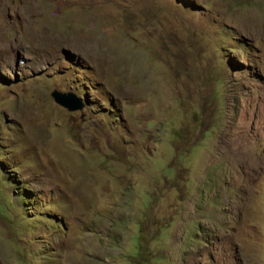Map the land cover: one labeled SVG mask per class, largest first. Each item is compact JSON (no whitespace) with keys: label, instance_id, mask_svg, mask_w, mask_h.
I'll return each mask as SVG.
<instances>
[{"label":"rangeland","instance_id":"374dc122","mask_svg":"<svg viewBox=\"0 0 264 264\" xmlns=\"http://www.w3.org/2000/svg\"><path fill=\"white\" fill-rule=\"evenodd\" d=\"M0 11V264H264V0Z\"/></svg>","mask_w":264,"mask_h":264},{"label":"water","instance_id":"95a60500","mask_svg":"<svg viewBox=\"0 0 264 264\" xmlns=\"http://www.w3.org/2000/svg\"><path fill=\"white\" fill-rule=\"evenodd\" d=\"M52 97L57 104L67 109L69 112L82 111L86 105L81 98L71 92L61 93L59 91H53Z\"/></svg>","mask_w":264,"mask_h":264},{"label":"bare ground","instance_id":"6f19581e","mask_svg":"<svg viewBox=\"0 0 264 264\" xmlns=\"http://www.w3.org/2000/svg\"><path fill=\"white\" fill-rule=\"evenodd\" d=\"M0 2H1V0H0ZM0 17H1V11H0ZM0 20H2V19H0ZM0 47H1V46H0ZM0 50L2 51V50H4V49L0 48ZM1 51H0V52H1Z\"/></svg>","mask_w":264,"mask_h":264},{"label":"clouds","instance_id":"9594fccd","mask_svg":"<svg viewBox=\"0 0 264 264\" xmlns=\"http://www.w3.org/2000/svg\"><path fill=\"white\" fill-rule=\"evenodd\" d=\"M85 103V102H84Z\"/></svg>","mask_w":264,"mask_h":264}]
</instances>
